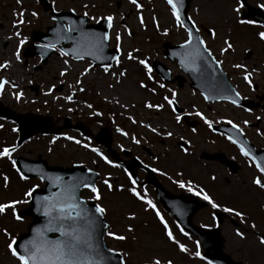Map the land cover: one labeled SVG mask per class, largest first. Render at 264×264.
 <instances>
[{
    "label": "rangeland",
    "instance_id": "obj_1",
    "mask_svg": "<svg viewBox=\"0 0 264 264\" xmlns=\"http://www.w3.org/2000/svg\"><path fill=\"white\" fill-rule=\"evenodd\" d=\"M49 1L59 10H71L80 15L87 13L91 22L112 16L109 45L119 48L117 56L119 64L115 61L111 63L112 67L107 73L103 67L92 66L87 74L81 76L80 73L91 64L88 60L74 61L64 55L53 54L40 69L36 70L35 67L40 64L39 58L26 59L22 57V52L27 46L30 31L38 28L43 30L52 24V20L35 0L19 2L0 0V63L9 62L6 69H0V78L10 82L0 92V102L15 112H32L49 115L52 118L56 115L64 117L75 112V116L100 119L98 124L94 120L93 129L97 130L103 122L111 131L113 143L128 147L135 155L144 154L143 147H147L153 156L151 162L162 179H170L172 183L179 179L191 181L194 186L203 189L222 209L232 207L236 211L245 212L247 215L239 219L227 213L228 217L221 221V229L227 240L225 248L236 257L244 258L247 264H264V246L258 242L259 234L264 233V189H259L252 182L255 177L261 176L252 166L244 164L234 175L223 166L201 158L203 151L217 148L226 150L236 158L238 156L223 139L212 136L208 124L195 115L199 111L210 122H219L222 119L227 123L232 121L248 137H253L264 145V110L262 108L244 110L224 101L206 106L202 103L205 101L201 95L186 83L182 87H177L174 83L169 84L158 79L149 64L152 59L162 60L172 74L182 75L174 63L163 58L162 43L165 41L180 43L186 38L184 29L179 26L171 8L164 0H141L139 8L132 4L131 0ZM247 1L258 6L264 5V0ZM236 6V0H190L189 11L196 22L210 25L214 32L217 31L218 35L213 38L217 50L224 53L222 56L230 61L232 58V61L236 62L235 65L244 66L236 67L233 83L241 95L254 100L255 96L264 97V43L257 35L262 30L253 25L239 24L237 20L240 16L233 11ZM34 12L35 16L32 15ZM18 20H22L23 23H17ZM17 32L20 34L19 37L15 35ZM129 32H133V35L131 36ZM117 33L120 34L119 41L116 40ZM20 39H25V43L19 46L20 59L17 61L15 53ZM224 40L233 42V53L226 54L228 50L221 51L225 48ZM248 48L253 52L251 61L239 63ZM129 53L137 59H128ZM140 59L148 60L146 62L151 68V73L137 62ZM65 60L68 61L67 64L64 63ZM252 64L258 68L257 74L252 75V80L258 86L257 90L249 83H244L242 78V72L249 71ZM65 69L67 70L65 75L60 76V72ZM119 71H126V76L121 78L120 83H116L112 73L118 74ZM148 75H151L152 79H148ZM78 79L81 81L79 85L76 84ZM141 80L147 85L146 88L139 87ZM11 83H15L17 87L12 88ZM109 84L112 87H109ZM160 84L164 87L161 88ZM53 85L55 87L49 92L48 89ZM80 88L84 90L80 91ZM16 92L21 93L20 99H16ZM173 92L176 93L175 97L172 96ZM68 96L72 99H66ZM166 96L174 100L173 106H169L164 100ZM147 103L163 107L159 110L147 108L145 107ZM89 104L92 105L91 108L87 106ZM172 107L189 112L192 118L200 120V125L193 131L182 120L177 122L175 116L178 114L172 112ZM96 112L100 115H95ZM152 127L157 129L156 133L151 131ZM13 129L14 124L0 118V148L16 147L10 158L0 157V203L21 201L15 205L18 214L24 205L23 201L26 200L25 189L29 186L31 188L42 186L38 179L20 178L16 169L10 165L15 155L20 154L32 159L41 154L49 164L66 161L67 166L70 164L69 160L86 166H93L96 163L100 175L96 187L102 200H95L93 193L89 194L95 202L106 207L104 215L108 226L105 230L106 244L120 253L127 252L128 255L123 256L126 264H150L152 259H160L161 264H165L167 260H171L172 264H208L194 255L197 250L196 243L187 236V239L182 237L185 236L183 232H179L164 214L165 218L161 217L168 224L176 241L185 245L187 252H180L175 243L167 240L163 225L156 214L144 211L142 206L135 202L138 200L136 197L132 199L124 190H116L124 183L121 172L91 151L94 146L91 141L61 130L63 133L54 141L52 136L36 135L17 147L16 132ZM168 132L172 135L168 136ZM66 136L80 140L81 144L77 145L72 140L65 139ZM133 137L139 143H136ZM179 142H185L187 147L179 146ZM84 143L89 147L84 148L82 146ZM145 158L149 159L146 155ZM236 160L239 163L241 161L239 158ZM105 179L113 185V191L109 192L103 184ZM175 185L178 186L177 183ZM128 187L133 186L129 183ZM146 206L149 207L148 204ZM200 211L197 220L211 223L208 214L213 211L211 205L205 207L201 213ZM133 213L134 218L128 219ZM28 222L29 218L17 221L11 208L0 213V264H18L8 251L7 243L11 237L16 238L19 233L24 232ZM253 225L255 227H252ZM129 226L132 227V232L127 231ZM108 230L126 235L127 239L124 241L112 239L106 235ZM237 230L244 233V239L236 236Z\"/></svg>",
    "mask_w": 264,
    "mask_h": 264
},
{
    "label": "water",
    "instance_id": "obj_2",
    "mask_svg": "<svg viewBox=\"0 0 264 264\" xmlns=\"http://www.w3.org/2000/svg\"><path fill=\"white\" fill-rule=\"evenodd\" d=\"M37 1L42 5L44 10L48 11V14L54 18L56 22L53 26H48L45 32H31L29 43L22 53L23 57L38 55L41 58L42 64H45L47 58L53 51L52 47L56 44H59L60 50L67 52L73 59L88 58L94 65L110 64L113 61L111 57L117 56V50L108 49L107 40L102 39L104 33H108V21L102 20L95 25H86L85 21L87 18L85 16L75 17L72 12H54L51 4L47 0ZM189 1L190 0H176L184 27L193 34L191 47L194 50H198L200 54L195 60V70L193 71L191 59L185 56V52L188 51V49L181 48L180 45L171 46L168 43H164L165 56L169 57L171 60L176 59L177 65L180 66L182 71L190 78V86L197 88L204 97H208V99H206L208 102L215 99H224L230 102L236 100L237 105L256 107L257 104L242 100L240 97L236 96V91L227 81L226 75L221 71L217 62L214 61L208 51H205L204 45L199 43L201 39L192 27V23L187 16ZM248 8L249 12L245 17H250L258 23L264 24V17L261 10L250 6H248ZM64 22L68 24L69 30L67 31L63 30ZM68 42H70V45L66 47L65 45ZM44 45H50V47H44ZM181 60L185 61L183 65L181 64ZM153 66L164 79L167 78L166 75H168V72L162 64L154 62ZM40 67L41 66H38L36 69ZM182 81V77L177 78L178 85H181ZM0 115L17 122L19 129L18 143H21L23 140L36 133L53 134L59 131V128H53L54 121L51 117L33 113H16L8 107H5L1 102ZM64 127H68V125ZM75 127L76 129L80 128L79 126ZM225 131L226 134L239 145L246 146L248 144L236 128L228 127ZM94 138L109 149L110 137L106 129L99 132ZM15 162L17 169L25 176L39 177L44 182L43 188L34 189L32 198L29 199V206L19 213L21 217L30 216L31 221L27 225L26 232L20 234L17 241L22 243L25 239L31 237L33 228L42 227L46 223V217L43 215V208L38 205V198H40V202L42 203L43 197L52 196L59 190L58 186L71 184L77 179L81 181V186L76 188L75 194L79 198V201H82V207L88 209L90 214L95 215V205L91 201L87 202L80 197L79 193L81 188H83V183H94L97 173L89 171L79 165H72L71 167L49 166L40 156H38L36 160H30L19 156L15 158ZM234 169L236 170V168H233V171H235ZM147 181L153 182L157 186V183L152 179L151 173L148 174ZM158 192L163 193V197H160L161 200L168 201L171 197L160 187L158 188ZM201 205L202 204L197 203L195 199H192L190 213L184 214L183 212H176L174 210L172 213L187 231L198 237L205 249L204 255H206L213 264H241L232 262L226 254L222 253L221 245L223 239L219 237V241H215L216 236L213 229L204 230L192 224V215ZM104 225H106L104 216L97 215L94 236L100 243L101 248L107 249L104 242ZM46 235L49 238H56V236H58V234L54 233H46ZM209 249L212 250L209 251ZM103 254L106 257H110L107 264H120V260L122 259L120 253H107L105 251Z\"/></svg>",
    "mask_w": 264,
    "mask_h": 264
},
{
    "label": "snow or ice",
    "instance_id": "obj_3",
    "mask_svg": "<svg viewBox=\"0 0 264 264\" xmlns=\"http://www.w3.org/2000/svg\"><path fill=\"white\" fill-rule=\"evenodd\" d=\"M19 2V0H18ZM131 3L136 5L137 8L140 7V5L137 3V0H131ZM167 3L171 6L172 15L176 18L177 22L179 23L180 27H184V23L181 20L180 14H179V8L177 5L176 0H167ZM237 6L233 9L234 12L239 13L243 7V4L241 3V0H236ZM259 7L264 8V5H259ZM32 15H36V13H32ZM85 16H87V13H84ZM102 19H105L108 21V26L111 27V21L113 20L112 16L103 17ZM239 24H248L252 25L255 23L253 20H245L242 18H239L237 20ZM17 23H23L22 20H18ZM141 24H143V20L141 19ZM193 28H195V24L192 25ZM209 32L211 35L215 36V32L212 29H209ZM19 37V32L15 33ZM258 37L261 41H264V31L259 32ZM108 34L104 33L102 39L107 40ZM192 39L193 34L191 31L188 32V39L184 41L183 44L180 45L181 48H186L188 51L185 52V56L189 57L191 59V62L193 64V71L195 70L194 64L196 58L199 57V51L192 49ZM116 40H120V34H116ZM25 43V39H20L19 44L16 49L15 58L17 61L20 59V45H23ZM199 43L201 45L204 44L203 40H199ZM225 48L221 49L222 52L232 49L233 45L228 41L224 40ZM44 47H50V45H44ZM117 51H119V48H117ZM207 51V49H205ZM91 54V53H89ZM62 55L67 56V52H62ZM82 58V57H80ZM113 61H115L117 64H119V58L116 56L111 57ZM128 59L136 60L137 58L133 56L131 53L128 54ZM140 65H143L145 69H147L148 73H151V68H149L147 62L144 59H140L137 61ZM65 64L68 63L67 60L64 61ZM185 63L184 60H181V64L183 65ZM9 62L4 61L0 63V69H6L8 67ZM112 67V65L106 64L103 65L104 72H109V69ZM237 68H243V65L237 64L235 65ZM92 68L91 64H88V66L83 70V72L80 73L81 76H84L89 72V69ZM65 71L60 72V76L65 75ZM112 75L116 78L115 82L120 83L121 78L126 76V71H119L117 74L116 72H113ZM251 73H247L244 75V80L248 81L251 85L250 80ZM148 79H152L151 75H148ZM10 82L6 80L5 78H0V92L3 91L6 84H9ZM76 84H81V81L78 79L76 80ZM12 88H16L17 85L15 83H11L10 85ZM55 85H53L51 88L48 89L49 92L53 90ZM109 87H112L111 84H109ZM139 87L141 89L146 88L147 85L144 83L143 80L139 82ZM160 87L163 88L164 85L160 84ZM83 88H80V91H83ZM154 91V90H153ZM239 93H236V96L239 97ZM16 99H20L21 93L16 92L15 93ZM172 96L175 97L176 93L173 92ZM66 99L71 100L72 97L68 96ZM205 99H208V97H205ZM164 100L167 101V104L169 106L174 105V100L169 99V97H164ZM233 104H236V100H232ZM89 108L92 107L91 104L87 105ZM147 108H156L159 110L163 107V105H154L151 103H147L145 105ZM172 112L175 113L176 109L175 107H172ZM95 115H100L99 112H96ZM196 116L200 117L201 120L204 121L205 124H208L209 127H211V122L207 120L201 112L197 111L195 113ZM131 119V117H129ZM175 120L179 122L181 120V117L179 115L175 116ZM135 122V121H133ZM228 123L232 124V121H228ZM247 123V121H245ZM233 128H236L237 125L232 124ZM13 131H16V129H13ZM117 131H120V129H117ZM151 131L156 133L157 129L155 127L151 128ZM195 131V129H193ZM126 135V133H125ZM168 136H171L172 133L168 132ZM57 139L56 137H53V141ZM65 139L72 140L77 145L81 144L80 140H75L71 136H66ZM231 140L232 138L229 137ZM133 140L136 143H139V141L135 140V137H133ZM233 143H236L235 140H232ZM84 148H88L89 145L87 143H84L82 145ZM16 151L15 146H5L3 148H0V157H6L10 158L11 154ZM92 152L96 153L97 155L101 156V158L106 162L111 164L112 161L108 160L106 156H103L97 148H92ZM241 153L245 156H249V152L243 147H240ZM116 167H119V165H115ZM13 167H16L15 161H13ZM258 170L261 173H264V167L261 165H256ZM91 171V169H89ZM153 172H156L157 169L153 168ZM163 174V173H161ZM178 175H180L178 173ZM20 178L22 180H26L27 177L21 173ZM5 180H7V177H5ZM129 180H131V183L133 187H130L128 191L137 199L144 200L146 204H148L149 207L155 209V205L152 204L150 200H146L144 196H142L136 189L135 184L136 181L132 179L131 176H129ZM253 184L257 185L258 187L264 189V181H262L260 178H254ZM175 183L178 184L180 188H187V191L192 192L194 195L201 196L203 200L207 201L208 204L211 205L212 208H219L220 205L215 203L213 199L204 192L203 189L198 188L197 186H194L191 181H184L183 179H179L175 181ZM103 184L107 187L109 192L113 191V185L109 183L107 179L103 181ZM81 186V181L76 180L75 182L65 185V186H58L59 190L54 193L52 196L43 197L42 203L40 202V198H38V205L43 208V215L46 217V223L42 227H36L32 229V235L28 239H25L22 243L17 241L15 237H11L7 243V249L10 252L11 256L14 257L18 264H107L110 257H106L103 253L106 251L107 253H113L115 250L112 248L102 249L100 246V243L96 240L94 236L95 231V225H96V218L98 216H104L106 213V207L101 206L100 203H97L95 205V215L90 214L89 210L82 207V201H79V198L75 194V190L77 187ZM82 186L84 188H87L93 193V198L95 200H102V196L100 194L99 189L95 186L94 183H83ZM35 186L33 188H30L28 191L24 193L26 197L29 199L32 198V194L34 191ZM123 186H120L119 189H116L117 191L121 190ZM21 203V201L12 200L8 203H0V213H4L6 209L11 208L14 218L19 221L22 219L20 215H18L15 211V205ZM23 203H27V200L23 201ZM224 212L227 213H234L236 217H242V212L236 211L232 207H224L222 209ZM135 214L133 213L131 216L128 217V219H133ZM156 216L160 220V223L163 225L164 228V235L167 237L168 241H171L175 244H177L180 252H187V248L184 244L179 243L176 241L175 237L173 236L172 231L169 229L168 224L164 221L163 217H161L159 211H156ZM215 218V217H214ZM104 227L107 229V225H104ZM252 227H255L253 225ZM128 232H132L133 229L131 226L127 229ZM183 231V230H181ZM46 233H54L58 234L56 238H49ZM185 236L188 235L187 232L183 233ZM236 236L244 239L245 235L243 232L237 230ZM5 235H7V231H5ZM106 235L108 237H111L112 239L118 240V241H124L127 239L126 235H120L117 234L115 231L108 230L106 232ZM134 238V237H133ZM259 244L264 245V236H262L259 239ZM197 250L194 253L196 257H200L201 253L199 251V242H197ZM121 256L126 257L128 255L127 252L121 253ZM120 264H126V261L124 259L120 260ZM150 264H161L160 259H152L150 261ZM165 264H172L171 260L165 261ZM208 264H212V261H208Z\"/></svg>",
    "mask_w": 264,
    "mask_h": 264
},
{
    "label": "flooded vegetation",
    "instance_id": "obj_4",
    "mask_svg": "<svg viewBox=\"0 0 264 264\" xmlns=\"http://www.w3.org/2000/svg\"><path fill=\"white\" fill-rule=\"evenodd\" d=\"M247 1V0H246ZM249 4L255 6L254 4L248 2ZM262 9L263 15H264V9ZM245 7L243 6L241 11L239 13H237V15H239L241 17V15L244 13L245 11ZM250 20V19H247ZM195 26L198 28L200 36L202 38V40L204 41L206 47L209 49V51L211 52V54L213 55V57L215 58V60L219 63V65L221 66V68L223 69V71H225V73L227 74L228 78L233 82V77H234V72L236 67L232 66L236 64V62L231 61L227 58L222 56V54L224 53H220L219 50H217L216 47V43L214 41L213 37H216L217 31H215V36L211 35L209 32V29H212V27L210 25H205L202 22H195L194 23ZM254 27L261 29L262 31H264V27H262L261 25H259L258 23H254L252 24ZM248 26V25H247ZM213 30V29H212ZM262 43H264V41H261ZM232 45L233 42H230ZM233 49L228 50V53L226 52V54H231L233 53ZM253 55V52L251 49H246L244 54L242 55V59L239 61V63H244L247 61H251V57ZM258 68L254 67V64H252V66H250L249 71H243V75L247 73H251L250 76V80H251V86L254 90H257V84L254 82V80H252V75L257 74ZM243 78V77H242ZM243 82L244 83H249L248 81H245L243 78ZM235 84V83H233ZM241 84V83H239ZM251 99V98H250ZM253 100V99H252ZM253 102H259L261 104H264V97H254V101ZM184 112V113H183ZM183 114H188V118L193 119L191 117V114L189 112L183 111ZM76 113L75 112H71L70 115H67L69 118V124H78L80 125V127L87 133V135L91 136L92 133H97L98 130L101 129V127H104V123L102 122V126H99L97 128V130H94L92 127V124L94 122V120L96 119H90V117H81L79 116H75ZM65 117V116H64ZM181 117V115H180ZM63 117L59 116V122H62ZM194 120V119H193ZM92 122V123H91ZM100 122V119L96 120V123L98 124ZM222 121L219 122H212V123H217L218 125L221 124ZM199 123V121L197 120V124ZM209 127V125H208ZM71 134H76L78 135L79 133H77L76 131H73L70 129ZM110 132V131H109ZM209 133L214 136L217 137V139H220L225 142L226 145H228L230 148L234 149L238 158L241 160L240 163L236 160L238 158L235 157V155L233 154H228V152L226 150H221L219 148H217L216 150H212V151H203L202 152V156H204V160H206L207 162H214L217 165L223 166L227 171H229L230 173L232 172L230 169L233 170V168H236V172L235 174H237L239 172V170L241 169L242 165H247V166H252L254 168H256L258 170V168L256 167V165H261L262 167H264V145L258 143L253 137H248L247 139L249 140V142L251 143V146H246L244 147L248 152H249V156L245 157L241 151L240 148L238 146H236L235 144H233L231 141L228 140V138L223 135L220 132L217 131H213L210 129ZM110 143H111V147L113 149L110 151L104 150V148H102L100 145L96 146V148L99 150V152L103 155L106 156L108 160L112 161V163L115 164L114 160H118V162H120L122 164V166L117 167L119 172H121V175L123 176L125 181H131L129 180V174L127 171L126 166H130L132 165V167L134 168V175L137 178V182L140 180H144L146 178V168L145 167H149L152 171V169L154 168V163L151 162V160H153V156L151 154V152L148 150L147 147H143V151L144 154H140V155H135L131 149H129L128 147H122L120 145H118L117 143H113V137L112 134L110 132ZM91 142L93 141V138L90 137L89 138ZM92 139V140H91ZM114 155V159H112ZM145 155L149 158L148 160L145 158ZM243 162V164H242ZM115 166V165H114ZM236 166V167H235ZM97 165L96 163H94L92 168H96ZM235 170V169H234ZM258 173L260 174L261 177L258 178H262L261 180L264 181V173H261L258 170ZM233 174V173H231ZM234 174V175H235ZM257 178V177H255ZM152 179L154 180V182H158V184L163 188V191H166L168 194H172L173 196H178L177 198H175L176 200H174L173 202L171 200L168 199V203L170 202L172 206V208L174 210H176L177 212H183L184 214L190 212V209L192 208V196L191 194H193L192 192L187 191V188H180L179 186L175 185V183H172V181L170 179L164 180L162 179L156 172L152 171ZM226 181L228 179H225ZM153 183V182H152ZM150 182H146V184H142V183H136L135 185L140 187L143 191H146L147 197L152 201V203L155 205V209L153 210H147L145 208V201L144 200H138L135 201L136 203H139V205L142 206V208L144 209V211H150V212H156L159 211L162 215L164 214L165 217L172 223L175 224V221L173 220L172 215L167 211L166 209V200H159L156 196L155 193V188L154 186H152ZM196 185V184H195ZM257 186V185H256ZM258 187V186H257ZM259 189H262L260 187H258ZM128 188H125L124 191L126 193H129ZM169 194V195H170ZM195 199L197 203L202 204V207L193 215V219L192 221L199 226H202L204 228H211V227H217V233H216V237H215V241H219V237H221L223 239L222 241V245L224 250L227 252V254L235 261H239L242 264H247L241 257H236L234 255L233 252L227 251V249L225 248L226 245V237L225 234L222 232L221 229V221L228 217L227 212H224L222 209V207L219 208H213V211L208 212V214L210 215V220L211 223H207V222H203V221H198V214L199 211L200 213L202 212L203 209H205V207H208L210 204H208L207 201L203 200L201 196H197L195 195ZM159 209V210H158ZM231 216H235L234 213H229ZM247 215L245 212H242V216ZM215 217V218H214ZM237 219H239L240 217H236ZM232 219V218H230ZM231 221V220H230ZM232 223H234V221H231ZM240 222V221H239ZM235 224V223H234ZM176 225V224H175ZM262 236H264V233H262L261 235L259 234V238H261ZM264 246V245H263ZM262 246V247H263Z\"/></svg>",
    "mask_w": 264,
    "mask_h": 264
}]
</instances>
